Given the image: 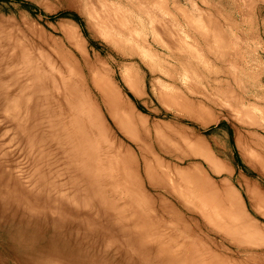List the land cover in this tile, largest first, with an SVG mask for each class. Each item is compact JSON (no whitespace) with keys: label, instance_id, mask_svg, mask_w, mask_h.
<instances>
[{"label":"rangeland","instance_id":"obj_1","mask_svg":"<svg viewBox=\"0 0 264 264\" xmlns=\"http://www.w3.org/2000/svg\"><path fill=\"white\" fill-rule=\"evenodd\" d=\"M71 1L0 0V264H264V0Z\"/></svg>","mask_w":264,"mask_h":264},{"label":"bare ground","instance_id":"obj_2","mask_svg":"<svg viewBox=\"0 0 264 264\" xmlns=\"http://www.w3.org/2000/svg\"><path fill=\"white\" fill-rule=\"evenodd\" d=\"M95 1V0H94ZM72 3H69L70 5H69V7H70V9L71 10H73V11H76L77 13H79L84 19H85V21H87V23H88V26H89V28H93V24L95 23L97 26H99V28H100V30H102V33L104 34V35H106V36H108V38H109V36H112V35H110V33L113 31V30H115L116 29V22H115V18L113 19V17L110 15L111 13L109 12V10H107L106 8H104V6L103 7H101V9H100V6L101 5H103L102 3H101V5H99V4H97V5H91L90 7H87V8H84L83 6H81V5H79V4H77V3H74V0L73 1H71ZM93 2V1H92ZM96 2H100L99 0L98 1H96ZM104 2V1H103ZM90 5V4H89ZM108 6H111V5H108ZM111 8V7H110ZM109 8V9H110ZM118 27H120V26H118ZM94 30V29H93ZM60 32V38H62L64 41H66L67 43H69V44H71V45H74V46H76L77 45V42H79L80 41V37H79V35H78V32H77V30L74 28V27H72L71 25H65V26H63L62 28H61V30L59 31ZM95 32V31H94ZM105 36V37H106ZM110 39V38H109ZM108 40V39H107ZM112 41V40H111ZM14 73H15V71H14ZM23 73V72H22ZM37 80H39L38 78H37ZM43 80H44V78H43ZM17 82V81H16ZM54 82V81H53ZM15 83V82H14ZM39 83V82H38ZM42 83V82H41ZM46 83V82H45ZM44 83V84H45ZM50 84V83H49ZM57 84V83H56ZM54 85V84H53ZM50 86V85H49ZM49 88V87H48ZM137 92V91H136ZM65 95V94H64ZM63 98H65V96H63ZM47 103V102H46ZM56 104H58L59 102H55ZM69 104V103H68ZM12 105H13V103H12ZM59 105V104H58ZM72 105H74V104H72ZM70 106V105H69ZM14 107H15V103H14ZM13 107V108H14ZM54 107V106H53ZM57 107V106H56ZM61 107L62 106H60V110H61ZM72 107V106H71ZM74 107H75V105H74ZM52 108V107H51ZM67 108H68V106H67ZM42 109V108H41ZM55 109H59V108H55ZM55 109H53V110H55ZM11 110V109H10ZM43 110V109H42ZM49 110V109H48ZM48 110H46V116H47V113H48ZM50 110H52V109H50ZM52 110V111H53ZM59 110V111H60ZM63 110V109H62ZM70 110V109H69ZM73 110V109H72ZM52 111H50V113H52ZM72 112V111H71ZM64 113H65V111H64ZM70 113V112H69ZM75 113H76V110H75ZM42 113H40V115H41ZM44 114V113H43ZM49 114V113H48ZM53 114V113H52ZM58 115H60V112L59 113H57ZM54 115L53 114V116L55 117V116H58V115ZM71 114V116L69 115V118L70 117H72V113H70ZM76 115V114H75ZM63 115H62V113H61V115H60V117H62ZM74 116V115H73ZM48 117V116H47ZM50 117V116H49ZM53 117V118H54ZM63 117H65V116H63ZM41 118V117H40ZM46 117H44L43 119H45ZM52 118V117H51ZM58 118V117H57ZM57 118H55L54 120H56ZM61 119V118H60ZM64 119V121H65V118H63ZM72 119V118H71ZM74 119V118H73ZM73 119H72V121H70V122H72L71 124H73L74 122H73ZM53 120V119H52ZM62 120V119H61ZM70 120V119H69ZM46 121H48L47 120V118H46ZM49 121H50V119H49ZM58 121V120H57ZM60 121V120H59ZM75 121V120H74ZM54 122V121H53ZM53 122L51 121L50 123H52L53 124ZM62 122H63V120H62ZM56 123V122H55ZM59 124H62L61 122H58ZM68 123V124H67ZM67 123H65V124H67V126L69 127V125L71 126V124H69V121L67 120ZM47 124V126L49 127V125H48V122L46 123L45 122V125ZM57 124V123H56ZM65 124H62V125H65ZM74 124H76V123H74ZM75 126V128L76 127H78L77 125H74ZM45 127V126H44ZM52 127H53V125H52ZM59 127V126H58ZM57 127V125H56V128L57 129H59ZM60 127H61V125H60ZM63 127H65V126H63ZM67 127V128H68ZM71 127H73V125L71 126ZM46 128V127H45ZM66 128V127H65ZM64 128V129H65ZM66 128V129H67ZM74 128V129H75ZM53 129V128H52ZM54 129H55V127H54ZM62 129V128H61ZM48 130V129H47ZM47 130H45L44 132H46ZM60 130V129H59ZM81 130H82V128H81ZM50 131V130H49ZM52 131V130H51ZM68 131H70V129L68 130ZM76 131V130H75ZM80 131V130H79ZM84 131V129L82 130V132ZM62 132V131H61ZM63 132H65L66 133V130L64 131L63 130ZM63 132L61 133L62 135H63ZM71 132V131H70ZM72 132H73V130H72ZM71 132V133H72ZM81 132V131H80ZM47 133V132H46ZM60 133V131H58V133L57 134H59ZM68 133V132H67ZM76 133V137H77V131L75 132ZM75 133H73V134H75ZM73 134L72 135H70V136H72L73 137ZM60 135V134H59ZM68 135H69V133H68ZM78 135H82L81 133L80 134H78ZM61 136V135H60ZM66 137H67V135H65ZM65 136L63 135V137L65 138ZM58 137V136H57ZM71 137V138H72ZM80 137V136H79ZM68 138V137H67ZM84 137H82V139H83ZM48 139V138H47ZM58 139H59V137H58ZM57 139V140H58ZM63 139V138H62ZM66 139V138H65ZM75 139V138H74ZM76 139H78L76 142H79V138L77 137ZM93 139V138H92ZM50 140H53V138L51 137V139ZM61 140V139H60ZM64 141V140H63ZM63 141H62V145H63ZM80 141H81V137H80ZM84 141H85V139H84ZM61 142V141H60ZM69 142V141H68ZM72 142H74V141H72ZM83 142V141H82ZM82 142H80L81 144H83ZM50 143V142H49ZM57 143H58V141H57ZM57 143H56V145H57ZM65 143H67V142H65ZM70 143V142H69ZM51 144V143H50ZM55 144V143H54ZM85 144V143H84ZM74 145V144H73ZM51 146V145H50ZM55 146V145H54ZM75 147L76 146H78L77 144H75L74 145ZM79 146H81L80 144H79ZM56 147V146H55ZM64 147H65V145H64ZM73 147V146H72ZM82 147H84V146H82ZM81 147V148H82ZM85 147H86V145H85ZM89 147V146H88ZM47 148V147H46ZM45 148V149H46ZM57 148V147H56ZM70 148V147H69ZM78 148V147H77ZM81 148H78L77 150H79V149H81ZM75 149V148H74ZM85 149V148H84ZM90 149V148H89ZM47 150V149H46ZM46 150H44V152L46 151ZM64 150V149H63ZM73 150V149H72ZM91 150V149H90ZM93 150V149H92ZM94 151H95V149H94ZM75 152H76V150H75ZM46 153V152H45ZM77 153V152H76ZM86 153V152H85ZM89 153L92 155H95L94 153H91L90 151H89ZM78 154V153H77ZM80 154V153H79ZM88 154V153H87ZM59 155V154H58ZM60 155H62L61 153H60ZM60 155H59V157H60ZM64 156H65V154H64ZM74 156V155H73ZM72 156V157H73ZM81 156H82V154H81ZM88 156H90V155H88ZM96 156V155H95ZM95 156H94V159L93 160H95V163H96V159H95ZM86 157V156H85ZM92 157V156H91ZM77 158V157H76ZM81 159V158H80ZM89 159V158H88ZM92 159V158H91ZM94 163V162H93ZM75 164V163H74ZM103 165H101V167H102ZM260 166V165H259ZM77 167H79V163H78V166ZM264 166H262V168H263ZM105 168V166H103V168H102V170H100V172L102 173V172H104L103 171V169ZM256 168H257V165H256ZM260 169H261V167H259ZM106 169V168H105ZM263 170H264V168H263ZM263 170H262V172H263ZM262 175V174H261ZM199 205V204H198ZM201 205V204H200ZM202 206V205H201ZM200 206V207H201ZM198 207V206H197ZM197 207H195V208H197ZM214 207V206H213ZM213 207H211V208H213ZM202 208V207H201ZM200 208V209H201ZM203 208H205V207H203ZM217 208V207H216ZM197 209H199V208H197ZM202 210V209H201ZM213 211L215 210V209H212ZM203 211V210H202ZM213 211L212 212H210V215H211V213H212V215H214V213H213ZM217 210H215L214 212H216ZM204 213H206V212H204ZM218 213H219V211H218ZM217 214V213H216ZM215 214V215H216ZM212 215L210 216V217H212ZM217 217V216H216ZM45 219V218H44ZM213 219V218H212Z\"/></svg>","mask_w":264,"mask_h":264}]
</instances>
